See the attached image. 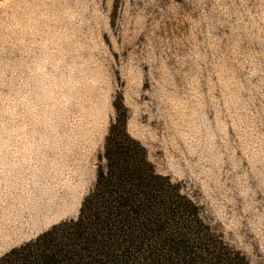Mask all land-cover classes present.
Masks as SVG:
<instances>
[{"label": "rangeland", "instance_id": "374dc122", "mask_svg": "<svg viewBox=\"0 0 264 264\" xmlns=\"http://www.w3.org/2000/svg\"><path fill=\"white\" fill-rule=\"evenodd\" d=\"M114 102L155 172L264 264V0H0V256L78 217Z\"/></svg>", "mask_w": 264, "mask_h": 264}, {"label": "trees", "instance_id": "16d2710c", "mask_svg": "<svg viewBox=\"0 0 264 264\" xmlns=\"http://www.w3.org/2000/svg\"><path fill=\"white\" fill-rule=\"evenodd\" d=\"M114 108L96 181L78 217L10 249L0 264H123L130 242L139 243L136 237L159 224L172 228L140 264H247L205 223L180 186L155 172L145 148L126 130L127 110L115 102ZM68 237L77 247H64Z\"/></svg>", "mask_w": 264, "mask_h": 264}, {"label": "snow or ice", "instance_id": "6c2138e0", "mask_svg": "<svg viewBox=\"0 0 264 264\" xmlns=\"http://www.w3.org/2000/svg\"><path fill=\"white\" fill-rule=\"evenodd\" d=\"M171 228L172 225L159 224L155 229L145 230L140 236L136 237L139 243L130 242L129 247L125 249L123 264H140L141 257L146 252L150 253L161 246L164 234ZM51 231L54 233L56 231L55 227ZM64 247L75 248L77 247V241L68 237ZM83 251L87 253L88 249L84 248Z\"/></svg>", "mask_w": 264, "mask_h": 264}]
</instances>
